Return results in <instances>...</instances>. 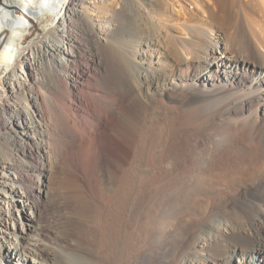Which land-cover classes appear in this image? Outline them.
Returning <instances> with one entry per match:
<instances>
[{"label": "bare ground", "instance_id": "6f19581e", "mask_svg": "<svg viewBox=\"0 0 264 264\" xmlns=\"http://www.w3.org/2000/svg\"><path fill=\"white\" fill-rule=\"evenodd\" d=\"M180 18L194 24L193 48L174 42ZM78 31L95 36L88 66ZM182 54L199 64L187 82L201 100L214 90L217 105L242 111L250 96L264 98V0H0V264L66 263L40 212L50 154L59 139L82 148L127 96L152 105ZM112 65L129 95L110 90ZM263 191L264 175L212 201L180 202L128 264H264ZM81 254L75 263H92Z\"/></svg>", "mask_w": 264, "mask_h": 264}, {"label": "rangeland", "instance_id": "374dc122", "mask_svg": "<svg viewBox=\"0 0 264 264\" xmlns=\"http://www.w3.org/2000/svg\"><path fill=\"white\" fill-rule=\"evenodd\" d=\"M181 21L186 19L172 31L174 42L179 47L188 40L184 45L193 48L200 39L194 24L183 27ZM77 33L88 66L95 36ZM121 37L124 44L118 38L116 44L126 47ZM182 55L153 106L127 96L123 71L112 65L110 90L127 96L119 115L87 136L82 148H66V140L59 139L50 154L49 192L40 199V212L47 232L60 233L48 240L67 264H77L73 256L81 253L91 256V264H128L152 242L162 221L174 219L175 205L212 201L264 175V98L250 96L254 101L242 111L227 101L217 105L214 90L201 100L187 82L199 64ZM104 169L117 185L111 199L101 189Z\"/></svg>", "mask_w": 264, "mask_h": 264}]
</instances>
